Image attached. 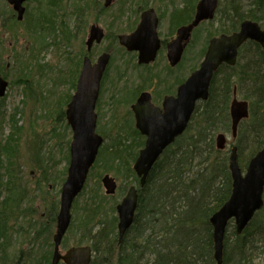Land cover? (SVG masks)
I'll list each match as a JSON object with an SVG mask.
<instances>
[{"label": "rangeland", "instance_id": "1", "mask_svg": "<svg viewBox=\"0 0 264 264\" xmlns=\"http://www.w3.org/2000/svg\"><path fill=\"white\" fill-rule=\"evenodd\" d=\"M44 1L27 0L26 3L32 6L30 9L33 14L38 15L41 13V9L47 11V0ZM104 1L61 0L56 5L55 13L51 17L54 21V27L47 22L37 29L43 32L48 31L45 32L46 37L42 38V33L28 28L25 23L26 18L24 21L19 22L17 26L9 27V19L12 15L11 6L6 0H0V74L9 82L6 94L0 98V141L7 139L13 144L16 142V157L23 162L21 165L23 172L20 173L23 181L20 188L27 202H24V205L29 204L30 207H33L39 215L41 223H48V225H50L51 217L48 216V211L51 206H55V202L60 205L61 187L66 178L70 162L68 148L72 140L71 129L59 126L60 120L65 125L66 117L64 114L60 116L58 110L60 106L64 110L66 109V105L63 104L68 98L67 95L73 93L70 85L71 74L74 70V78L76 69L78 70L81 66V59L86 51L85 42L89 25L98 23L106 31V38L101 44L94 46L90 53L93 61H95L97 55L106 50V46L114 51L111 61L112 67L108 74V84H106L104 90L105 98L102 113L107 112L106 115L113 116L117 114L110 112L107 102L112 94H118L119 96L120 93L129 89L140 93L141 90L149 89L151 86L156 88L158 77L155 79L153 75L161 72V76H164V66L158 63L156 65H154L155 63L151 64L146 68L139 66L136 54L125 51L118 40L119 34L129 33L136 26L133 25L131 20L136 16L134 13L135 8L132 5L134 1L140 0H118L115 6L112 7H105ZM141 1L158 7L164 23L161 35L163 39H166L169 36L167 31L178 19L176 14L180 13L181 9L185 10L188 18L184 20H189L190 16L193 15L194 4L198 0ZM228 4L229 0H221L217 19L203 23L198 29L196 38L193 37L194 42L191 45L188 64L186 63L185 67L187 74L184 77L192 72V68L199 67L203 59V54L200 51L207 45L209 36L217 30L228 29L229 21L223 15L228 13ZM183 5L185 7L181 8ZM241 5L244 9L249 8L253 5V0H243ZM70 31L73 34L71 41H61V35L65 33V36H69ZM32 32H35L37 37ZM174 75V73L167 74L169 83L175 81ZM60 79H63V81H59ZM26 88L30 89V93L26 92ZM238 98L246 99L240 93H238ZM129 105L126 104L125 108L120 109V114L125 115L130 108ZM111 119L107 120L105 117L101 122L108 125ZM115 120L119 124V115ZM119 132L120 134L126 133L124 129L107 130V138H110L109 142L118 136ZM220 132H224L226 135L227 150L230 151L229 146L232 143L230 130ZM39 151L43 153L44 167L50 172L49 175L55 176V181L36 173V170L31 167L32 162L36 160L34 155ZM133 163L134 161L132 167ZM106 173L100 167H97L94 170L93 178L88 180L87 192L78 196L75 200L77 202L76 206L79 205L81 208L90 201L91 195L94 196L97 193L98 198L104 200L103 208L99 212L100 218L113 212V209L123 198L118 191L119 187L124 183L129 184L128 181L132 180L124 170L119 173L110 171V175L114 176L117 181L118 189L114 194H106L101 181L102 176ZM99 174L101 175L100 178L97 177ZM130 186L129 184L126 188ZM98 198L96 199L98 200ZM86 199H88L87 202H85ZM79 214H82L83 218L88 216L87 211L82 209L77 215L76 213L72 215L70 228L61 245L63 253L67 248L77 244H91L85 238L87 228L78 225ZM34 223L40 222L35 221ZM37 226L40 225L37 224ZM52 232L54 234L55 230H52ZM53 234L49 242H41L37 246H34L36 243H33L34 240L28 239L29 237L22 238L19 236V243L27 249L33 248L35 252H39V255L40 252L49 251L51 253L53 251ZM234 238L236 236L231 238L232 242H235ZM263 245L264 237L254 241L251 245L256 249L255 252L250 253L251 258H254L253 264H264ZM60 264L65 263L61 262Z\"/></svg>", "mask_w": 264, "mask_h": 264}, {"label": "water", "instance_id": "2", "mask_svg": "<svg viewBox=\"0 0 264 264\" xmlns=\"http://www.w3.org/2000/svg\"><path fill=\"white\" fill-rule=\"evenodd\" d=\"M8 1L19 10V17H21L22 3L25 0ZM217 4L218 0H201L197 6L193 23L189 27L184 26L178 30L179 36L169 44L168 57L172 65L180 61L184 47L182 42L189 39L192 27L202 20L212 18ZM147 23L145 36H142L145 32L144 29L142 31V28L139 32L120 36L122 45L131 51H139L140 63L154 60L159 48L154 15ZM248 39L257 42L264 49V30H261L256 22L250 20L243 21L239 31L213 37L209 42L200 67L191 74L184 84L178 87L176 96L165 99L163 111L151 103L148 92L141 94L138 102L133 106V110L136 115V126L141 134L146 137V140L134 162L133 169L140 177L142 185L145 184L154 163L165 148L186 130L197 101L208 98L214 72L224 62L234 65L237 61L239 47ZM108 61L109 54H103L94 66L90 65L89 59L85 60V69L89 70L90 74L87 72L85 76L81 77L79 88L68 105L67 116L74 127L72 129L74 137L70 147L68 177L61 191L58 227L54 236L55 255L52 264H58L60 260L66 264H90L92 260V249L88 245L69 249L65 255L60 253V245L71 223V209L74 200L82 191L88 173L96 161L99 148L104 141L103 137L96 131L97 114L95 113V106L99 96L102 73ZM7 85L8 81L0 74V97L5 95ZM230 114L233 137L236 138L240 121L249 116L248 103L234 97ZM225 144L226 137L221 133L217 136V146L223 149ZM236 156V149H234L230 159V167L236 180L233 196L212 219L215 222L214 225H217L214 231V240L215 258L218 264H223V237L226 219L234 215L236 208L243 211L245 218H251L256 209L263 204L264 148L252 160L245 178L241 177ZM103 183L108 194L115 192L116 182L113 177L104 176ZM249 189H253L255 193L250 194ZM137 205V188L131 186L117 205L120 215L118 227L121 237L133 223Z\"/></svg>", "mask_w": 264, "mask_h": 264}, {"label": "bare ground", "instance_id": "3", "mask_svg": "<svg viewBox=\"0 0 264 264\" xmlns=\"http://www.w3.org/2000/svg\"><path fill=\"white\" fill-rule=\"evenodd\" d=\"M6 1L11 6V14H12L11 18L9 19V22H10L9 27L12 28L13 26H17V24L19 22L24 21L26 18L27 21L25 23L27 24L28 28H30V30H33L35 32L42 33V35H41L42 38L46 37L45 32H48V31L43 32L42 30H37V29H39V26H41L47 22H49L54 27V23H53L54 21L51 19V17L55 13L56 5H58V3L61 2V0H47L46 1L47 11H42L44 9H41V11H40L41 13H39L38 15H34L32 10L30 9V8H32V6H29L28 3H26L27 0H25L22 3V8H23V11L21 14L22 16L19 17V15H20L19 10L15 8L14 4H11L8 0H6ZM107 1H109L110 3H113V4H111V7H112V6H115V3L118 0H107ZM229 2H230V0H229ZM242 3H243V0H239L238 9H240V5ZM217 5H218V9L215 8V12L217 11V13H218L220 10V6H219V3ZM154 6H156V5H153V4L150 5L148 3L142 2L141 0L137 1V2L134 1L132 7L135 8L134 13L136 16L131 18V20L133 21V25H136V26H134L132 28L133 30L131 29L132 33H130V34H133L137 31L139 32L142 28V31H143V29L145 30L144 35H142V36H145L146 35V27L148 24L147 22L150 20L152 15H154V19L156 20V24L158 23L159 19L156 16V14L153 13L154 12V10H153ZM252 6H253V8H252ZM252 6H250L249 8H245V9L242 8L243 10L238 15L239 16L238 18L240 19L239 22L242 24L243 21L250 20V21L256 22L259 25V27L261 28V30H264V5L263 6H257L254 4V1H253ZM136 12H138V14H136ZM217 13H216L213 20L217 19ZM195 15H196V13L193 14L192 17L190 16L189 20H185L187 22L184 25L185 27H189L193 23V21L195 20ZM177 21L179 23L180 18H178ZM177 21H176V23H177ZM241 24H239V26H237V29L235 31H239ZM93 25H97V26H100L101 28H103L98 23H92L89 25L88 31H87V39L85 42V45H86L85 50L86 51L84 52L83 57L81 59V66L79 67L78 70L76 69L74 78H73L74 70L71 74L70 85L72 86L73 93H71V95H69V94L67 95L68 98H67L66 102L63 104V105H66V109L64 110L60 106V109L58 110L60 116L62 114H64L66 117L65 125H64V123H62L63 121L60 120L59 126L61 128L65 127V128L71 129V131H72L71 143H72L73 137H74V133L72 130V129H74V127L69 122V119L67 116L68 105L70 104L73 96L75 95V91H77L79 88V81H80L81 77H83L87 74V69H85V60L89 59L91 62V64H90L91 66L98 63V61H99L98 55L96 56L95 61H93L91 54H90L91 52L89 50L92 46L94 47V45H95L94 39L97 36H101L100 31H98L97 29L91 28ZM202 25H203V23L199 22L192 27L191 31L194 32V36H195L194 38H196V36H197L196 34L198 32V29ZM35 32H32L34 34V36H36ZM64 34L61 35L62 36L61 41H63V40L71 41L72 36H73V34H71V31L69 32V36H65ZM130 34L126 33V35H130ZM121 35H125V33H121ZM157 37H158V39L160 38L158 33H157ZM118 40H119L120 45L123 46L125 51H127V52L131 51L126 46L121 44L120 38ZM187 42H188V40H187ZM159 45H160V43H159ZM258 45H260V44H258ZM93 47H92V49H93ZM189 53H190V49H189ZM109 64L112 67V62L109 61L106 65V68H107V66H109ZM220 67L221 66L218 67L216 72L219 70ZM259 69H260V71L255 73V75L258 77L257 83L255 86H252L254 76L248 75L246 78V81H247L246 85L248 86V91L246 94L250 97V99L254 103V107H255L256 113H257V116H256L257 121L264 120V114H262L260 112V109L262 111V108H264V67H260ZM103 74H104V71L102 73V76H103ZM125 74L127 75V73H125ZM184 76L178 77V78H180L177 80L179 87L187 81V79L191 76V73L188 74V76L186 75V77H184ZM2 77L5 79L4 76H2ZM212 79H213V77H212ZM59 81H63V79H60ZM8 87H9V82H8V85L6 88V92H7ZM253 88L256 90H252ZM6 92H5V94H6ZM26 92L30 93V89L26 88ZM133 93H134V90H132V89L125 91V94L123 95L122 98H125L124 100H125L126 104H128L131 101L133 102V99L137 96V95H134ZM135 93H137V92H135ZM140 93L142 94V92H140ZM99 95H100V93H99ZM236 95H238V90H237V87L234 86L232 98L235 97ZM256 95H258L259 97ZM138 100H139V98H138ZM138 100L133 103L132 109H133V106L138 102ZM103 106H104V104H103ZM109 107H111V104ZM106 113H102V119H104L105 117L107 118V120L111 119L112 115H110V114L106 115ZM134 114H135V112H134ZM113 119H114V117H113ZM135 119H136V115H135ZM111 125H112V119L110 121V124H108V125L103 124V129H111L112 128ZM132 128H133V126H132ZM113 130L114 129H112L111 131H113ZM124 130L126 133H128V132H132V130H134V129H124ZM136 130L139 132L141 137H143V134H141L140 130L139 129H136ZM238 132H239V129L237 131L236 138L233 137V131L231 132L232 143L229 146L230 151L227 150L228 145H225V147L223 148V150L227 153V168H228L230 179H231L230 194H229L228 199L218 209H216L212 212L214 207L219 203V197H216L215 194H219L218 192L221 191L222 183L215 184L216 185L215 189L213 190L212 193H210L208 195H206L205 193H202L199 190L200 189L199 186H197L194 189V191H189V193L187 194L188 195L187 199H190L193 202H197L198 204L202 203L201 207H199L197 210L199 215L197 217L196 225H194V229L198 228V227L205 226L206 218L212 212L208 218V221H209V224L211 225V228L213 231V242H214V245H213L214 256H213V258H214L215 264H218V262L215 258L216 248H215V240H214V231L216 230L217 225L216 224L214 225L215 222H213L212 219H213L214 215L217 212H219L221 210V208L231 200L233 193H234L236 180L233 176L232 169L230 167V159H231L233 150L236 149L237 163H238V166L240 169L241 177L245 178L247 173H248V169H249V166H250L252 160L264 148V143L260 147V149H258V150H253L252 147L248 145L249 144L248 143V141H249V136H248L249 129L245 130V133H243V135L239 138L238 143H237ZM252 137H253V135H252ZM178 138H179V136H177L175 138L174 142ZM106 139H107V141H105L106 146L103 149L102 161H106L111 156V152L113 151L112 150L113 140L111 139V142H109L110 138H106ZM15 143L13 144V143H11V141H7V139L0 141V264H52L53 259H54V255H55V241H54V239L52 242L53 251L51 253H49V251H46L44 253L40 252V255H39V252L38 253L35 252L33 248L27 249V247L25 248V246L23 244L20 245L21 243H19V236H21L22 238L23 237L24 238L29 237L28 239L34 240L33 243H36V245H34V246H37L38 244L40 245L41 242L42 243L43 242H49L50 237H52V234H53L52 230H55V233L53 234V238H54L56 231H57V227H58L57 220H58V215H59V211H60V205H58V203L55 202V206L54 205L51 206L50 210L48 211V216H51L50 217V225H48V223H44V222H43L44 224L41 223V221L39 219V215L35 212L34 208L30 207L29 204L27 205L28 207L24 205V202H26V199H25L24 195L22 194V191L20 188L22 185V181H23V177L20 174L23 172L22 167H21L23 162L19 160L20 158L16 157V155H17V149H16L17 144H15ZM71 143H70V146L68 148L69 152H70ZM173 143H171L170 145H172ZM215 144L217 146L216 140H215ZM169 146H167L165 148V150ZM164 151H163V153H164ZM163 153L161 154V156L163 155ZM35 154L36 155H34V157L36 160H34L35 162H32L31 167L34 170H36V173L43 175V176H47V179L49 178V180L55 181V176L53 177L52 174L49 175L50 172L44 167L45 161L42 159L43 153L41 151H39V152H36ZM195 157L196 156L192 157V160ZM197 161L198 160H196V162ZM155 163H154V165H155ZM192 163H193V165L196 164L194 161H192ZM69 167H70V162H69L68 168ZM217 168H218V174L216 171L217 178H221L223 176L221 162H218ZM106 175H110V173L107 172ZM67 177H68V170H67L66 178L62 184L61 191L63 189V185H64ZM147 179H148V177H147ZM138 180H139V182L132 183L131 186H135L137 189H143V191H145V189H146L145 185L147 184L146 183L147 180H146L144 185H142V183L140 181V177H138ZM84 186H88V184H85ZM263 186H264V182H263ZM82 191L87 192V187L83 188ZM126 192H125V194H126ZM248 192L250 194L255 193V191L253 189H249ZM80 194H79V196H80ZM93 200H95V198L91 195L90 203H92ZM262 200H263L262 206L260 208L256 209L255 213L253 214V216L251 218H248V219L245 218L243 211H241V209L239 211L238 208H236L234 215H232V217H229L226 219V221H225L226 226H225L224 237H223V263H225V264H253L254 258H251L250 253L255 252V250H256L255 248L250 246L248 248L247 252L244 253V252H241L239 250H236V247L234 246V244L232 242H231V246L229 247V249H224V243H226V241L228 239L231 240V238L234 236H236V238H238V239L234 238V240H236L239 243L242 242L241 236L244 234V232L247 229H248L247 231H249L248 232L249 237L246 236V239H248V241H250V239H251L252 242H254V241L264 237V217H263V215H264V190L262 192ZM185 204H186V202H185ZM73 206H74V204H73ZM73 206H72L73 210L71 209V215H74L75 213L77 215L81 209L83 210V207L85 208V205L81 208L79 205L74 206V208H73ZM138 207H139V191H138V205H137V208L135 210L133 223L131 224L129 229L123 234L122 237L120 236V231H119V227H118L119 222H120V215H119V212L117 210V205H116L115 209H113V212L111 214H109V213L105 214L104 216H102V218L99 217V214L95 215L93 212H91L89 209L86 208V211H87V214L89 217L87 218L88 219V228H87V234L85 235V238H87V241H89L90 243L92 241L94 242L96 239L97 245H99V249H100V252L97 254L98 257L96 259L95 264H115L114 254L117 252L116 248H118L122 244V242H124L126 239L133 238L130 236V232H131V229L133 228V225L135 223V218H136ZM73 219H74V216H73ZM78 219L84 220L82 214H79ZM140 220H142V218H140ZM35 221H39L40 223H34ZM114 223H115L116 232H109L107 227L113 226ZM37 224L40 226L38 227ZM189 226L190 225L188 223L185 224L184 226L182 223L179 230H184V229L188 228ZM41 236H43V237H41ZM48 236H49V238H48ZM194 236H195L194 231L191 233H189V232L179 233L177 235V237H175L173 239V241H171V243L166 246V248H164L163 245H160L159 254H161V255L167 254L168 258L173 260V262H177V263L179 262L178 264H189L190 253H189L188 247L187 248L185 247L186 246L185 240L193 239ZM113 240L115 241V244H112V245H114L115 248L113 250H110L109 243H111V241H113ZM62 242H63V240H62ZM62 242H61V245H62ZM142 242H144V239L138 238V243L140 244ZM81 246H85V245L77 244L75 246H71V247L67 248V250L72 249V248H76V247H81ZM27 250H29V251H27ZM92 250H93V248H92ZM66 252L67 251H65L64 253L63 252H60V253L62 255H65ZM93 252H94V250H93ZM95 255H96V253H95ZM132 257L134 260L138 259V256L136 254H133ZM94 258H95V256H94ZM143 260H144L143 263L147 262V264H156L155 263V256H152V258L150 257V246H149V251L145 254V257ZM61 261H63V260H61ZM60 263L61 262L59 261L58 264H60ZM91 263H93V260L91 261Z\"/></svg>", "mask_w": 264, "mask_h": 264}, {"label": "trees", "instance_id": "4", "mask_svg": "<svg viewBox=\"0 0 264 264\" xmlns=\"http://www.w3.org/2000/svg\"><path fill=\"white\" fill-rule=\"evenodd\" d=\"M253 1L257 6L264 5V0ZM238 3L239 0H230L229 2L228 19L230 18L231 22L229 30H236L240 24L238 15L243 9L242 5L238 9ZM260 67H264V52L260 45L248 41L240 48L238 62L235 66L223 64L214 74L209 98L197 104L193 118L184 134L170 145L155 163L148 176L145 191L139 189V207L135 223L130 232V236L133 238L126 239L116 248L117 252L114 254L115 264H147V262L143 263V259L149 251V246L150 257L155 256L156 264H178L179 262H173L168 258L167 254H159V247L163 245L166 248L181 232L191 233L193 231L195 232L194 238L185 240V247H188L190 253L189 264H215L213 258V231L208 218L214 210L218 209L228 199L231 186L227 168V153L216 148V133L224 130L231 131L229 105L233 88L236 86L238 93L250 100L251 103V116L241 123L237 143L245 130L249 129L248 145L253 150H258L263 145L264 120H256L257 113L254 103L246 94L248 91L247 76H254L252 86H255L258 78L255 73L260 71ZM252 90L256 89L253 88ZM260 112L264 114V108H262V111L260 109ZM107 130L112 129H100L105 141H107ZM112 140L113 151L111 156L106 161H102L103 149L106 146L104 143L88 180L93 178L94 170L100 167L103 172L113 171L119 173L124 170L126 175H130V179H132L128 181L129 184L139 182L133 171L132 162L138 155L139 149L144 145V138L134 129L132 132L124 134L119 132L118 136ZM194 156L196 157L192 160ZM191 160L196 164L193 165ZM196 160L198 161L196 162ZM218 162H221L222 165L223 176L221 178H217ZM97 177L100 178L101 175L99 174ZM219 183H222V189L218 192L219 194H215L216 197H219V203L207 216L205 226L194 229L199 215L197 210L202 203L198 204L187 199V194L199 186V190L208 195L215 189V184ZM127 185L124 183L119 187L118 191L121 196L128 189L126 188ZM85 193L82 192L80 196ZM93 197L95 200L92 203L88 199L85 200V202H88L83 210L87 208L98 215L103 208V201L98 198L97 193ZM76 203L75 201L74 206H76ZM88 217L86 216L84 220L78 219V225L88 228ZM182 223L183 226L187 223L190 226L184 230H179ZM107 229L109 232H116L115 223ZM247 230L241 236L242 242L239 243L236 240L232 242L228 239L224 243V249H229L232 242L236 250L246 253L254 243L251 239L250 241L246 239V236L249 237V231ZM138 238H143L144 242L139 244ZM112 244H115L114 240L109 243L110 250L115 248ZM90 245L96 253L92 263L95 264L97 254L100 252L99 245H97L96 239ZM133 254L138 256L137 260L133 259Z\"/></svg>", "mask_w": 264, "mask_h": 264}, {"label": "flooded vegetation", "instance_id": "5", "mask_svg": "<svg viewBox=\"0 0 264 264\" xmlns=\"http://www.w3.org/2000/svg\"><path fill=\"white\" fill-rule=\"evenodd\" d=\"M104 4H106V0L104 1ZM183 7H185V6L183 5L181 8H183ZM196 7H197V3L194 4L193 14H195ZM153 10H154L153 13L156 14V16L159 19L158 23L156 24V31H157L158 35L160 36V38H159L160 45H159V48H158L157 53H156V58L154 59V61H152L150 63L139 64L138 63V54L139 53L137 51H130V53L136 54L137 63L139 64V66H142L144 68H146L149 65L154 64V63H155L154 65H156L158 63L159 65L164 66V69H165L164 73L165 74L163 73V75H164L163 77L161 76V72L153 75V76H155V79H157V77H158V84H157L156 88H153L151 86L149 89L141 90L142 93L148 92L150 94L151 103L163 111L165 99L167 97L177 95V90L179 87L177 80L180 79L178 77H183L185 74H187L186 73L187 71H185V67L188 64L189 49H191V45L194 42V40H193L194 32H192V31L190 32V38H189L188 42L185 43V46H184L182 54H181L180 61L177 64H175V66L172 65L170 60H169V57H168V46H169L170 42L174 38H176L179 28L184 27V25L187 23L184 19L188 18V14H186L185 10L181 9L180 13L176 14V18H180L179 23L176 20L177 23L175 22L173 24V26H171L170 29L167 31V32H169V36L166 39H163L162 35H161V32H163L162 29L164 27V23L162 21V15L158 11V7H154ZM212 20H210V21H212ZM98 31L101 32V36H97L94 39L96 46L101 44V42L106 38L105 37L106 31H105L104 27L102 29L99 28ZM130 33H132V32L130 31L127 34H130ZM222 34H226L225 29L215 31V33H213L212 35L209 36L210 37L209 40L213 37L221 36ZM119 36H120V34L118 35V39H119ZM209 40H208V42H209ZM208 42H207L206 47L208 46ZM92 47L89 49L90 52L92 51ZM108 48L109 47L106 46V50H104L100 54L108 52L109 51ZM204 50H205V47L202 48L200 51L201 54H203V57H204L205 52H206V50H205V52H204ZM202 52H204V53H202ZM112 55L113 54H111V56ZM111 61H112V58L110 59V62ZM105 69L106 70H104V74H103L101 81H100V92H99L100 95L98 96V100H97L96 106H95V112L97 114V127H96V129H103V123L101 122V120H102V107H103V102H104V97H105L104 90H105L106 84H108V74H109L110 69H111L110 64ZM87 72L90 74L89 70ZM172 73L175 74L174 75L175 81L169 83L167 74L170 75ZM118 91H119V88H118ZM75 93H76V91H75ZM124 94H125V92L120 93L119 96H118V94H116V95L112 94L111 97H109L107 99L109 106L111 104L110 112L112 111L115 114L117 113L115 116L112 115V117H111V118L114 117V119H112V125H111L112 128L111 129H138L136 127V119H135L134 111L132 109V105L134 102H136L138 100V98H140L141 93L140 94L135 93V92L133 93L134 95H137V96L133 99V102L131 101L132 103L131 102L128 103V105L130 104L129 105L130 108L127 110V113L125 115L120 114V109H123L126 107V102L124 100L125 98H122ZM118 115H119V122H118L119 124H117V122L115 120V118H118ZM120 116L123 117V119H121ZM132 126H133V128H132ZM101 135L103 136L104 143H105V137L102 133H101Z\"/></svg>", "mask_w": 264, "mask_h": 264}]
</instances>
